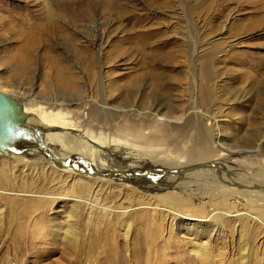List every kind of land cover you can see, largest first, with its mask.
<instances>
[{
    "label": "rangeland",
    "instance_id": "374dc122",
    "mask_svg": "<svg viewBox=\"0 0 264 264\" xmlns=\"http://www.w3.org/2000/svg\"><path fill=\"white\" fill-rule=\"evenodd\" d=\"M57 65L73 73L71 86L56 81ZM0 87L49 122L83 128L113 151L104 154L109 162L135 157L155 163L151 170L192 163L179 159L192 141L178 127L195 120L212 130L215 149L237 151L230 160L264 169V0H0ZM155 100L169 105L158 116L149 112ZM98 114L118 135L98 126ZM0 162L12 177L0 190V264H107L110 252L129 256L128 264H204L202 245L216 264H264L263 190L227 185L210 194L201 180L164 185L167 174L152 173L150 194L137 193L151 206L134 220L139 206L115 182L2 155ZM247 170L232 175H252ZM166 204L182 217L167 216ZM67 234L73 244L63 241Z\"/></svg>",
    "mask_w": 264,
    "mask_h": 264
},
{
    "label": "bare ground",
    "instance_id": "6f19581e",
    "mask_svg": "<svg viewBox=\"0 0 264 264\" xmlns=\"http://www.w3.org/2000/svg\"><path fill=\"white\" fill-rule=\"evenodd\" d=\"M73 12L77 16H82L88 20H91L93 17V13L87 9H85V10L75 9ZM120 12L123 13V10H120ZM101 24H102V22H101ZM193 41H195V40H193ZM190 43H191V40H190ZM206 43H207V41H203L201 43V45L204 46ZM192 47H191V49H192ZM29 63H30V60H23V62H22V64L25 67H27L29 65ZM56 68H57L56 73H55L56 74V77H55L56 81L59 84H62L63 86L64 85L65 86H71L70 84H72L71 79H72L73 73L67 72V68L64 67L63 65H57ZM91 71L92 70H89L90 73H91ZM192 73L193 72H191V74ZM204 73L207 77L210 76V73H211V64L210 63L205 64ZM51 81H53V80H51ZM2 87H0V88H2ZM5 89L6 88H4V90ZM0 90L3 91L2 89H0ZM136 91H138V90H136ZM132 93L133 94L129 93L130 95H128V97H133L135 92H132ZM137 93H135V94H137ZM142 104H143V102H141V105ZM168 106L169 105L163 103L162 100L161 101L155 100L151 103V105H149V112H150V114H152L154 116H156V115L158 116V114L161 113L162 108L167 109ZM23 107H24V111L27 113L26 123H28V125H30L34 129L39 130V132H41L43 142L53 152V154L58 156L61 159H67V158L80 159V161H82L83 167L79 171L77 169L71 168V167H62L55 160L49 158L41 150L36 149L34 147L29 149L26 154H16L15 153V154H11L9 156H5L2 153H0V155L6 157L8 159H11L12 161H17L19 163V161L23 162L24 160H26V161H35V162L46 163L47 166L51 165L56 170L60 171V173L62 172L64 174H67L70 176L77 177V176H81V175L83 176V174H85V175H89L88 177L90 179H94L96 181L98 180L100 182L104 181L107 184H111L112 182H115L116 184L120 185L123 189L129 190L132 193L133 198H134V200H136V202L138 201L137 200L138 190L143 191L144 194L146 193L149 195L150 193L148 191L152 190L149 183L151 181L156 183L154 178L151 176V174L155 173V175L156 174L159 175L161 171L163 174H167L166 178H165L166 182H163L164 185L165 184H172V185L173 184H176V185L179 184V185H181L184 183L188 184L190 182L192 183V182L201 180L202 181L201 187L207 193L210 192V194H214L215 192L219 191L220 189L223 191H226L227 185L232 186L233 188H237L240 192H242L246 189H249V188H250L249 190H263L264 191V189H258V187L264 186V177H263L262 181L260 180L261 182L255 180L257 177L259 178V176H264V169L262 167L260 168L258 166L259 169L256 171V169H253L254 165H251L249 163L246 164L247 161L246 162L245 161H239L240 159H237V158L236 159L233 158L230 160V157H231L230 155H235L237 151L229 150V149L226 150V149L222 148L221 146H219V149H215L213 146V144H214L213 143L214 140L212 138L213 136H211L212 130H205V127L204 128L200 127L199 126L200 123L198 124L197 121H195V120L187 121L185 124L178 127L180 136L187 138V139H190L192 141L191 144H189V145H187L181 149L183 155L179 159L185 158L184 160L186 161L187 156L189 157V159H190V157H192L193 158L192 163L191 162H189V163L184 162L179 167H173L174 164H169L167 162L169 164V165L165 164V166H167V167L162 166V167H159L155 170H151V169H149V167L151 165H155V163L149 164V166H148V164L146 162H143L140 159L137 160L135 157L127 158L126 160L124 159L123 161L121 159L117 158V160H113L114 162L113 161L109 162L108 159L104 156V154L111 153L113 151L109 150L106 146L105 147L101 146L99 143H96L93 140H91V138H89V136H87V134L85 133L83 128L75 127L71 123L62 124L61 123L62 119L60 117H59L60 119L58 118L60 120L59 122H57L58 120L49 122L48 121L49 116L47 118L41 117L38 114L39 111L34 109V108H36V106H29V105H27V103H25V104H23ZM53 115H56V114H53ZM86 115H89V117L93 116V117H95V119L97 117V116H95V114H93V111L86 112ZM106 115L101 114L98 116L99 117L97 119L98 120V126L108 130L111 137L113 135H118L116 133L117 129L116 128L114 129L112 127L114 124L109 122V119H107L108 117L106 118ZM109 134H108V136H109ZM217 140H215V141L217 142ZM177 143H179V142H177ZM27 145L28 146L29 145L35 146V145H32L31 143H27ZM178 147H180V145H177L175 143V150H177ZM225 155H227V160L225 159V157H226ZM128 159H130V160L127 161ZM218 160L221 161V165L218 163V162H220ZM125 161H127V164L125 163ZM211 161L214 164H208V165L203 166L201 168H195V169L187 171V172L185 171V168H187V167H191V166H194L196 164H200L203 162H211ZM155 162H157V161H155ZM119 163H121V164L125 163L124 166L126 168L125 169L121 168L118 170L107 168V167H112V166L116 167ZM161 163L164 164L163 162H161ZM159 164H160V162H159ZM156 165H158V163H156ZM254 168H256V167H254ZM85 169L88 171L84 172ZM241 169L242 170L243 169L244 170L250 169L252 171L254 170L255 172L253 171L252 175L248 174V175H246V177L242 176L243 174L237 175L235 173L236 176H238L237 178L232 175V170L236 172L237 170L241 171ZM6 170L7 169L4 168L0 162V190H5L4 186H6V185L8 186L9 182L11 181L10 178H12V177H10V178L8 177V175L6 174ZM240 171H238V172H240ZM187 174H190V176L189 175L187 176ZM152 175L154 176V174H152ZM168 175H170V176H168ZM184 175H186L188 177V180H186V182L181 181V179ZM229 175L231 176L230 179L228 178ZM47 176H48V174H47ZM64 178L65 177H63V179ZM161 178H164V177L160 176V179ZM65 181L66 180L60 182L58 180L55 181V179H54V180H52V184L55 183V184L63 185V183H65ZM67 181H69V180H67ZM153 182H152V184H153ZM168 182H172V183H168ZM247 182H248V185L244 184ZM157 183H158V181H157ZM159 183H161V182H159ZM220 184H222V186ZM164 185H163V188H164ZM168 186L169 185H167V187ZM223 186H225V187H223ZM173 188H174V186H173ZM82 189L83 190L85 189L84 185H82ZM144 190H147V191H144ZM46 197H47V195H46ZM80 198L82 199L83 197H80ZM47 199H48V197H47ZM84 201L87 202V201H89V199L84 200ZM84 201H83V203H84ZM144 205H147L149 208L151 206L148 203L137 202L136 206L137 207L139 206V209L134 210L132 213H130V217L134 220H136L138 218L142 219L141 214L143 213V210L141 207H144ZM163 208H165L166 215L171 217L173 220L182 217V213L175 206H171L170 204H166ZM162 211H164V210H162ZM160 212H159V214H161ZM217 214H219V216L221 218H224L227 215V212L221 211V212H217ZM1 218H0V227L2 226ZM165 218H166V216H165ZM158 229H159V226H158ZM0 230H1V228H0ZM63 241L69 242V244H73L75 241V238H73V236L67 234L63 238ZM198 248L200 251H202V260H203L204 264H216L217 263V260L214 258V255H212L211 249L209 246L202 245L201 247H198ZM153 249H154V247H153ZM119 253L110 252L107 255V264H128L129 256L127 257L122 252H121V254H119ZM117 255H119V256H117ZM150 255H151V253H149V255H148V261L151 263V261L153 259L151 260ZM153 258H154V256H153ZM152 264H154V263H152ZM155 264H158V262Z\"/></svg>",
    "mask_w": 264,
    "mask_h": 264
},
{
    "label": "water",
    "instance_id": "95a60500",
    "mask_svg": "<svg viewBox=\"0 0 264 264\" xmlns=\"http://www.w3.org/2000/svg\"><path fill=\"white\" fill-rule=\"evenodd\" d=\"M27 113L24 111L23 102L13 94L0 90V153L5 156L11 154H26L31 148H36L45 153L49 158L55 160L62 167L75 168L78 171L82 169L80 159H61L43 142L42 134L26 123ZM31 143L35 146H28ZM211 162H203L191 167L185 168L190 171L195 168H201ZM88 170H84L87 172ZM229 179L231 176L229 175ZM264 189V186L258 187Z\"/></svg>",
    "mask_w": 264,
    "mask_h": 264
}]
</instances>
